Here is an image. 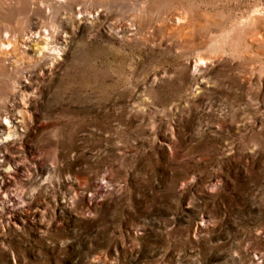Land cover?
I'll use <instances>...</instances> for the list:
<instances>
[{
  "label": "rangeland",
  "instance_id": "1",
  "mask_svg": "<svg viewBox=\"0 0 264 264\" xmlns=\"http://www.w3.org/2000/svg\"><path fill=\"white\" fill-rule=\"evenodd\" d=\"M0 195V264H264V0H0Z\"/></svg>",
  "mask_w": 264,
  "mask_h": 264
},
{
  "label": "bare ground",
  "instance_id": "2",
  "mask_svg": "<svg viewBox=\"0 0 264 264\" xmlns=\"http://www.w3.org/2000/svg\"><path fill=\"white\" fill-rule=\"evenodd\" d=\"M41 36L42 37V35L43 36H45V37H47V36H49V33H47V31H43V32H41V31H37V32H33L32 33V36H34V37H37V36ZM46 49L47 47H46V45H44L43 47H42V49ZM57 48H55V49H53L52 51H51V54L52 55H56V54H58V49L56 50ZM8 200V196L7 195H0V202H2V203H5L6 201Z\"/></svg>",
  "mask_w": 264,
  "mask_h": 264
}]
</instances>
